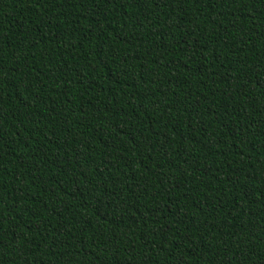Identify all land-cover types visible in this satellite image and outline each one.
Masks as SVG:
<instances>
[{
    "label": "trees",
    "instance_id": "obj_1",
    "mask_svg": "<svg viewBox=\"0 0 264 264\" xmlns=\"http://www.w3.org/2000/svg\"><path fill=\"white\" fill-rule=\"evenodd\" d=\"M0 264H264V0H0Z\"/></svg>",
    "mask_w": 264,
    "mask_h": 264
}]
</instances>
